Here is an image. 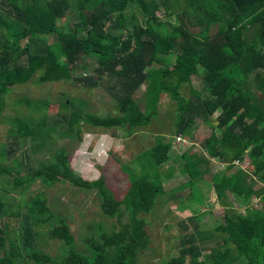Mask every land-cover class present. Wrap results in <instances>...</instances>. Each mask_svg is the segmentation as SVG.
<instances>
[{
	"label": "trees",
	"instance_id": "16d2710c",
	"mask_svg": "<svg viewBox=\"0 0 264 264\" xmlns=\"http://www.w3.org/2000/svg\"><path fill=\"white\" fill-rule=\"evenodd\" d=\"M69 11L79 20L73 27L60 25ZM108 21L115 30L105 28ZM90 61L96 63L95 74H71ZM200 69L204 92L190 82ZM62 80L101 90L109 106L94 114L87 99L66 94L54 106L49 99L27 97L8 102L16 85ZM162 94L171 99L168 111L159 106ZM24 105L31 113L20 117L18 106ZM8 107L16 113L9 119L11 131L17 139L31 137L33 150L43 149L46 158L27 172L23 156L7 162L11 151H0V264H264V0H0V122ZM196 119L214 130L198 145L203 152L178 154L191 178L165 191L175 167L161 172L171 159L172 142L159 134L164 132L158 123L168 120L166 132L195 141ZM87 123L111 129L112 135L115 128L131 134L148 124L157 127L153 144L129 164L120 163L129 179L122 198L110 192L104 175L87 180L71 166L68 148L81 141ZM207 154L230 169L235 158L245 157L255 167L250 172L238 167L229 175L219 169L221 177H212L224 206L233 205L223 198L229 190L243 199L244 211L231 207L217 225L201 229L195 221L201 205L194 193L181 192L205 181L203 173L212 164ZM253 175L259 176L258 188ZM66 182L77 190L96 189L102 214L119 220L106 227L89 222L95 231L85 237L83 249L65 216L52 209L56 205L43 190L32 189ZM165 192L167 198L160 199ZM257 197L261 207L253 204ZM166 200L170 212L188 207L194 215L191 223L174 221L179 237L171 245L174 254L153 263L150 215ZM50 240L62 242L60 256L41 247Z\"/></svg>",
	"mask_w": 264,
	"mask_h": 264
},
{
	"label": "rangeland",
	"instance_id": "374dc122",
	"mask_svg": "<svg viewBox=\"0 0 264 264\" xmlns=\"http://www.w3.org/2000/svg\"><path fill=\"white\" fill-rule=\"evenodd\" d=\"M135 9L138 11L137 8ZM66 15V17L59 21V24L62 26L66 24L73 27L74 22L79 20L75 11H69ZM108 27L115 30L114 25L109 21L105 25V28ZM215 29L216 28L213 27L212 32H214ZM53 41L54 37L50 36V42ZM171 58H174V55H171ZM154 64L155 62L153 61L151 66ZM95 67L96 63L90 61L86 63V66L73 69L71 74L74 76L80 73L93 75L95 74ZM202 71L203 70L200 69L197 74H191L190 82L194 87L200 88V90L204 92V87L207 86V84L204 82V74ZM85 87L86 84L84 82L73 84L72 80L47 82L45 84H37V82L32 81L24 85H16L13 91L9 94L8 102H13L16 99L27 97L29 100L49 99L50 103H53L52 106H54L60 102L62 94H66L73 98L87 99L88 110L94 114H102L110 104L108 103V97L101 90L95 87L93 89H85ZM207 94L208 91L205 92L203 96ZM139 100L140 102L145 101V99L140 96ZM160 100L161 104L165 106V104L169 105V100L171 99L169 95L162 94ZM161 104H159V106L163 108ZM52 106H48L46 110L51 109ZM18 108V115L20 117H24L31 113V109L28 105H24L22 107L18 106ZM220 112L221 111L219 109L215 111L212 119L215 120L219 116ZM48 113V117L53 121L54 114L51 111ZM159 113L161 114V112ZM15 114L16 113L8 107L4 118L0 122V151L3 147H5L7 151H11V154L7 156V162H11L13 158H22L23 156L24 164L27 168L26 171L29 172V170L36 169L42 164L44 158H46L44 155L45 151L43 149L33 150V146L35 144L31 141V137H20L17 139L18 136L11 131L13 123L9 120L13 118ZM6 120L9 121L6 122ZM167 121L168 120H165L162 125L158 123L160 132H164L159 134L166 136L168 141L172 142L170 150L171 159L161 168V172L167 171L171 165H174L175 173L172 178L164 182L165 191H168L170 188L177 186L182 181H186L191 178L188 171H182L185 162L184 160L178 158V154L185 151H189L188 153L191 154L194 150H197L199 153L203 152V149L199 148L198 145H202L204 139H206L211 131L214 130L212 124L204 122L201 119H196L194 124L195 141H191L190 144H187V140H184L182 137H178L168 131L166 132L165 125ZM216 123H218L217 120L215 121V124ZM123 129L125 128H115L113 130L115 135H112L109 133L111 129L105 130L93 124L87 123L83 125V137L81 141L78 140L70 145L72 151L67 147L71 154V166L76 173L87 180H95L104 175L107 186L109 190H111L110 192H113L116 197L119 198L124 197L127 187L129 186L128 173L122 170L120 163L129 164V161L132 162L139 152L154 143L155 134L158 133L157 127L154 124L142 126L138 131L131 134H128V132L126 133ZM216 133H220L218 129L216 130ZM59 144L60 143H57V146ZM194 144H196L195 147ZM206 156L207 158L210 157L212 164H209V169L206 170L207 172L203 173L202 178L205 179V181L198 182L197 188L188 186L187 190L181 192L182 195L194 193L195 203L201 205V210L197 213V219L195 220L197 221L198 227L201 229H208L217 225L219 223V218L223 217V214L231 207L244 211L245 204L243 199H237L229 190L226 191V195L223 198L231 202L233 205H228V207L224 206L216 191L213 189V185L211 186L212 177H221L219 169H224L229 175L235 172L238 167H241V169L249 172L255 167L249 161V157H245L244 160L241 161L239 158H235L236 166L230 169L223 163L222 160L211 156V154H207ZM252 178V184L255 185V187L258 188L262 185L259 181L258 175H253ZM32 189L43 190L47 200H49L51 204H55L58 210L53 207L52 209L65 216L71 226L70 231L75 237L76 245L81 249L86 247L85 237L89 235L90 232L95 231V229L88 228L89 222H104L105 227L110 224L119 225V220H117L116 217L110 218L102 214L100 198L96 189L90 191L79 188V190H77L72 188L71 184H68V182L65 184L58 183L57 185L49 187H45L42 183L34 184ZM165 198H167L166 192L160 196V199L162 200ZM253 204L261 207L260 199H258V197L257 199H253ZM170 206L171 201L166 200L163 205H157L155 210H153L150 215V219L154 222L151 226L153 234L152 247L154 248V254L150 256V262L153 263L159 262L162 259H168L171 254H174V249L171 248V245H175L177 239L179 238L173 233L176 229L174 228L176 227L174 221L176 219L185 218L191 223V221H189V217L194 215L192 213V208L183 207L181 211L176 210L170 212ZM174 213L178 216L175 217ZM140 215L145 217L149 214L141 213ZM12 224L17 228L19 226L16 218L13 219ZM193 227L196 228V226H192L193 230ZM11 238L14 240L18 238V236L16 234H11ZM41 247L46 252L51 253L54 257H58L60 256L62 242L58 240H50L49 242L41 243ZM145 258H147V256H145Z\"/></svg>",
	"mask_w": 264,
	"mask_h": 264
},
{
	"label": "clouds",
	"instance_id": "9594fccd",
	"mask_svg": "<svg viewBox=\"0 0 264 264\" xmlns=\"http://www.w3.org/2000/svg\"><path fill=\"white\" fill-rule=\"evenodd\" d=\"M86 89V88H85ZM161 106L162 107H166V110H168V107H167V105L165 104V106H163L162 104H161ZM178 137H180V136H178ZM184 140H187V144H190L191 143V141H189L188 139H184Z\"/></svg>",
	"mask_w": 264,
	"mask_h": 264
}]
</instances>
